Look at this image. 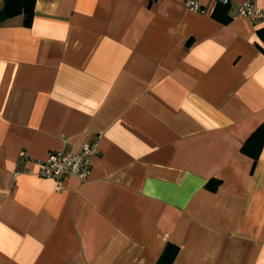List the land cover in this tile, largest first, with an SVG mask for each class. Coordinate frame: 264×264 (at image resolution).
I'll use <instances>...</instances> for the list:
<instances>
[{
	"label": "crops",
	"instance_id": "1",
	"mask_svg": "<svg viewBox=\"0 0 264 264\" xmlns=\"http://www.w3.org/2000/svg\"><path fill=\"white\" fill-rule=\"evenodd\" d=\"M196 1L35 0L30 26L0 20V264H156L167 243L173 264H264V146L241 152L264 123V19ZM94 141L86 181L59 189L19 159Z\"/></svg>",
	"mask_w": 264,
	"mask_h": 264
},
{
	"label": "built area",
	"instance_id": "2",
	"mask_svg": "<svg viewBox=\"0 0 264 264\" xmlns=\"http://www.w3.org/2000/svg\"><path fill=\"white\" fill-rule=\"evenodd\" d=\"M228 3V0H218ZM186 7L193 12H200L201 7L196 0H185ZM236 16L247 17L252 22L264 19V11L255 9L251 1L247 0L239 6ZM98 155L97 141L84 144L76 152H51L44 160H36L24 150L19 152V159L23 163H34L37 166L36 175L40 178H53L57 182L58 189L62 180L74 177L81 182L88 178L94 158ZM15 173L14 175H18Z\"/></svg>",
	"mask_w": 264,
	"mask_h": 264
},
{
	"label": "trees",
	"instance_id": "3",
	"mask_svg": "<svg viewBox=\"0 0 264 264\" xmlns=\"http://www.w3.org/2000/svg\"><path fill=\"white\" fill-rule=\"evenodd\" d=\"M34 4L35 0H5L3 6L0 9V20H4L16 15L23 16L24 26H30L34 16ZM227 4L217 2L213 16L219 18L223 22L229 20L228 17L220 18V15L224 16L227 11ZM262 146H264V123H262L251 135L245 140L241 146V152L254 161L259 158ZM218 181L211 180L207 183V187L214 190L218 185ZM178 252V247L167 243L163 248L156 264H173Z\"/></svg>",
	"mask_w": 264,
	"mask_h": 264
}]
</instances>
